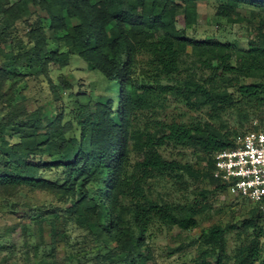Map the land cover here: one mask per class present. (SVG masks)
<instances>
[{
  "label": "trees",
  "instance_id": "16d2710c",
  "mask_svg": "<svg viewBox=\"0 0 264 264\" xmlns=\"http://www.w3.org/2000/svg\"><path fill=\"white\" fill-rule=\"evenodd\" d=\"M201 1L18 0L6 6L0 0V15L6 22L43 12L37 31L62 29V40L70 45V52L50 50L37 36V45L24 56H12L16 64L28 60L29 67L54 64L65 68L74 53L92 70L101 72L119 93L108 106H100L101 114L80 120L79 136L62 139L60 160L48 163L37 156L41 146L50 142L47 133L41 141L30 137L10 146L0 170V187L63 190L71 203L52 210L62 226L71 222L86 226L87 221L96 242L103 239L116 244L106 253L95 254L94 264H150L147 237L156 228L189 231L198 226L197 217L205 209L202 204L180 206L152 198L154 183L167 180L180 186L186 176L198 177L192 166L166 160L162 148L200 151L207 163L200 176L228 192L214 178V158L221 151L234 149L239 133L233 138L234 134L219 132L212 124L196 119L170 124L154 120L160 105L172 101L190 113L207 110L212 120L228 111L264 109V18L248 48L236 51L217 40H199L179 27L180 16L185 25L196 24ZM218 1L217 16L231 22L237 21L243 6L264 13V0ZM190 46L200 68L183 79L181 63ZM243 76L254 79L242 82ZM13 125L8 117L1 118L0 137ZM52 168L63 173L55 182L41 175L42 170ZM262 204L264 201L256 204L259 207L240 226H213L181 249L195 250L192 264H261ZM236 229L242 230L245 238L230 254L229 236Z\"/></svg>",
  "mask_w": 264,
  "mask_h": 264
},
{
  "label": "rangeland",
  "instance_id": "374dc122",
  "mask_svg": "<svg viewBox=\"0 0 264 264\" xmlns=\"http://www.w3.org/2000/svg\"><path fill=\"white\" fill-rule=\"evenodd\" d=\"M17 1L4 0L3 4L11 6ZM218 5V0L199 2L196 24L185 25L183 16H180L179 27L199 40H217L230 44L236 51L246 50L264 13L243 6L235 17L237 21L231 22L217 16ZM44 17L43 12L36 11L6 22L0 15V119L8 117L16 124L6 128L0 137V170L10 146L22 144L30 137L41 141L47 133L50 134V142L41 146L37 156L48 163L60 160L62 139L79 136L80 120L101 114L100 106H108L110 99L119 95L114 92L112 82L101 72L92 70L74 53H71L69 65L65 68L54 64L29 67L28 60L20 64L13 61V55L21 53L24 56L37 45V36L44 39L45 47L50 50L70 52V45L62 40L64 30L54 32L45 27V33L41 29L37 31L41 25L39 18ZM199 66L193 48L188 47L181 63L182 78L199 70ZM240 79L252 82L254 78L243 76ZM162 106L153 114V119L167 124L173 121L190 123L196 119L212 124L219 132L234 134L233 138L237 133L245 134L259 125L264 128V109L228 111L212 120L207 110L190 113L172 101ZM161 152L168 161L176 160L192 166L198 177L186 176L180 186L167 180L154 183L152 198L180 206L199 203L205 209L197 217L198 226L192 230L156 228L147 237L150 264H192L195 250L181 248L187 247L191 240L213 226H240L259 206L220 191L202 178L200 175L207 163L200 151L166 146ZM41 175L45 180L55 182L62 178L63 173L62 169L52 168L42 170ZM70 203L63 190L51 186H1L0 264H94L95 254L112 250L116 244L103 242V239L96 242L87 221L84 223L86 226L73 222L62 226V220H57L52 210L54 207H68ZM260 208L264 211V204ZM259 227L264 232V220ZM244 238L239 229L229 236L230 254L243 243ZM261 244V264H264V236Z\"/></svg>",
  "mask_w": 264,
  "mask_h": 264
},
{
  "label": "built area",
  "instance_id": "2783aa9c",
  "mask_svg": "<svg viewBox=\"0 0 264 264\" xmlns=\"http://www.w3.org/2000/svg\"><path fill=\"white\" fill-rule=\"evenodd\" d=\"M256 128L239 135L234 149L215 155L214 178L231 195L261 204L264 201V128Z\"/></svg>",
  "mask_w": 264,
  "mask_h": 264
}]
</instances>
